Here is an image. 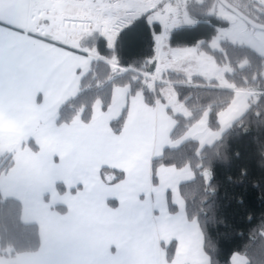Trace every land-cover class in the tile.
Wrapping results in <instances>:
<instances>
[{
	"label": "trees",
	"instance_id": "1",
	"mask_svg": "<svg viewBox=\"0 0 264 264\" xmlns=\"http://www.w3.org/2000/svg\"><path fill=\"white\" fill-rule=\"evenodd\" d=\"M227 1L252 20L264 24V10H260L264 7L250 0ZM215 2L186 0L185 13L192 23L176 24L169 29L167 46L177 51L197 47L213 54L218 63L227 62L232 72L226 73L225 79L231 87H221L200 76L188 79L175 71L161 75L188 111L187 117L173 115L176 123L171 137L181 136L204 110L209 111L210 126L216 127L217 115L230 104L238 89L257 86L263 92L255 101L250 99L245 113L211 145L199 148L197 141L187 140L175 148L166 147L151 161L152 183L156 184V170L161 166L189 167L193 178L179 184V193L186 218L196 220L201 230L209 264H230L234 254L245 257L246 264H264V59L248 47L227 42L222 43V51L210 50L209 43L217 30L228 27L227 21L209 15ZM150 14L141 13L130 31L119 38L114 35L112 46L107 36H98L96 31L81 39L82 48L97 57L81 79L79 92L58 109L55 124H69L79 113L81 121L88 123L98 99L103 110L108 107L113 85H128L131 94L141 91L150 106L156 100L164 102L160 88L165 85L154 89L150 84H140L139 77L132 73L135 70L152 75L156 69L161 26L150 22ZM109 60L114 61V69ZM122 122L123 116L113 122L115 132H120ZM28 144L37 150L32 141ZM12 158V154L0 157V177L11 167ZM204 171L210 174L208 181ZM101 176L104 177L103 172ZM123 177L122 172H116L111 183ZM169 207L174 211L172 205ZM39 247L38 225L22 220L21 202L0 195V256L35 253ZM166 249V259L171 261L174 243Z\"/></svg>",
	"mask_w": 264,
	"mask_h": 264
},
{
	"label": "rangeland",
	"instance_id": "2",
	"mask_svg": "<svg viewBox=\"0 0 264 264\" xmlns=\"http://www.w3.org/2000/svg\"><path fill=\"white\" fill-rule=\"evenodd\" d=\"M188 1L197 2L203 0ZM253 1L264 6V0ZM233 2L236 3L234 0ZM134 3L138 5L134 9L137 14L144 12L151 5L148 0L134 1ZM161 4L163 5L162 2L158 3L157 8H154H159L160 13L163 14L166 7L165 5L162 7ZM260 10L263 11L264 9ZM171 13V10L167 13L169 17L164 18V28L157 36L156 69L153 73L156 75V81L153 80V82L148 78L151 75L145 72L132 70V73L139 77L140 84H150L154 89L157 85H165L160 88V94L164 102L156 100L154 106H150L144 101L141 91L131 94L128 85H113L111 100L105 110L102 109L99 99L94 103L90 120L92 126L82 124L84 122L81 121L80 114H77L71 126L72 128L64 127L62 131L66 137L63 140L65 143L63 150L68 149L66 147H70L73 140L72 148L83 150L81 151L83 158L90 157V160L96 158L95 164H97L104 149L112 150L109 154H114L115 150L119 149H122V151L134 150L135 155L131 159L135 166L133 170L136 168L142 173L141 176L144 179L149 178L151 180L150 155L158 157L165 147L175 148L187 140L197 141L199 148L211 145L220 139L221 135L245 113L250 99L252 101L257 99V95L262 91L256 88L257 86L238 89L235 91L230 104L217 115L218 125L216 127L210 126L209 111L204 110L181 136L171 137V132L176 123L173 115L187 117L188 111L177 101L172 85L166 79H163L161 75L167 71H175L188 79L193 76H200L206 80L215 81L221 87L230 88L231 84L225 79V74L232 72L227 62L220 61L218 63L213 54H209L200 48L196 47L185 51L168 49V23H174L170 30L175 28L174 25L177 23L174 16L170 15ZM154 15L158 19V15ZM209 15H215L228 22V27L219 28L209 43L211 51H222V43L227 42L237 46L248 47L264 59V31L247 25L217 2L213 5ZM97 19L99 18L97 17ZM184 23L186 25L192 23L187 14H185ZM107 39L109 44H112L113 36L107 35ZM113 62L111 60L112 64H114ZM114 67L115 65L113 69ZM120 116H123L120 132H115L113 122L117 121ZM47 126L52 127V123ZM86 131L94 132L95 137L91 141L93 144L84 145L86 141L82 139ZM68 140H70V143L66 144ZM37 142H39L38 139L34 143L37 144ZM51 143L52 150H55V141L51 139L49 144ZM7 146L12 147L11 145ZM20 147V145H17L13 146L12 149H6V144L2 141L0 142V155L7 152V150L13 153V164L10 170L6 171L5 179L0 180V195L3 198L5 196H13L21 202L23 221L38 225L40 247L36 253L32 254L0 256V264H55V224L56 215H62L58 207L59 201L63 199L61 197L62 189L57 187L54 180L50 178L40 181L43 188L30 185L25 177V167L33 161L29 152L31 150H28L27 144L22 149ZM85 149L92 152L90 154L89 152H84ZM41 155L44 157V152ZM127 170L128 172L124 174L122 180L111 183V179L114 177L113 173H108L105 169H92L90 176L84 178V180L88 182L94 178L96 186L93 189H89L84 184L78 199L88 196L87 192L90 190L89 192L95 194L97 202L99 198L117 196L120 202L119 208H121L122 202L126 206L128 200L125 199V196L129 193V190L125 187L127 184L130 186L133 183V175L130 173L133 170L132 168ZM189 171V167L179 171V169L174 167L161 166L156 173L157 183L152 194L156 209L155 221L160 234L159 240L163 244L161 247L164 264H169L166 259V248L171 243H174V251L176 247L175 257L171 264H209V259L202 246L201 230L196 220H188L186 218L183 200L179 193V184L193 178L192 172H190L189 176L187 175ZM102 172L104 175L103 181L106 184L99 182L98 176ZM203 174L205 180L208 181L210 178L209 172L204 171ZM105 178L106 181L104 180ZM125 178H127L126 182L122 183ZM98 183L100 184L99 188ZM68 197L71 198L66 193L65 199ZM169 205L174 207V211L170 210ZM96 212L102 215V209L98 206V203ZM145 221L149 225L147 218H145Z\"/></svg>",
	"mask_w": 264,
	"mask_h": 264
},
{
	"label": "crops",
	"instance_id": "3",
	"mask_svg": "<svg viewBox=\"0 0 264 264\" xmlns=\"http://www.w3.org/2000/svg\"><path fill=\"white\" fill-rule=\"evenodd\" d=\"M134 1L140 0H132V2ZM122 14L123 11L119 14L115 9L111 11L112 17ZM140 14L137 15L139 16ZM105 15L108 14L105 13ZM105 21L109 22L112 20ZM173 24L168 23L167 29H170ZM112 44L110 45L112 46ZM91 54L93 53L82 52L79 59L83 60L84 63L77 68L75 77L71 81L51 89L50 94L40 92L34 97L18 100L14 104L5 106L3 110H0V142L2 141L6 144V149H12L13 146L17 145H20L22 149L27 144L33 158L32 163L25 167V177L30 185L43 188L40 181L50 178L54 180L57 187L62 189L61 197L63 199L58 204L62 215H56L55 224L54 250L56 261L67 258L62 257L58 250L74 248L79 253L84 254L81 258L85 259L105 260L109 258L106 253L113 258L117 257L119 253L121 257L135 260L137 264H164L161 247L163 244L159 240L160 234L155 221L156 209L152 194L156 184L152 183V176L151 180L149 178L144 179L141 176V172L136 170V168L133 170L135 166L131 159L135 155L134 150L122 151V149H119L115 150L114 154H109L112 150L104 149L103 154L97 161V164L99 163L98 166L95 164L96 158L93 160H90V157L83 158L81 154L83 150L72 148L73 140L71 141L72 145L66 147L68 149L63 150V145H65L63 140L66 136L62 130L64 127L70 129L76 117L69 124L57 125L55 124L57 111L65 102L79 92L81 79L91 68ZM108 63L112 64L110 60ZM49 123H52V127L47 126ZM82 124L92 126L91 121ZM93 133L92 131L85 132L82 139L86 141L84 145L93 144L91 143L95 137ZM36 139L39 140L37 144L34 143ZM51 139L55 141V150L51 148L52 143L49 144ZM29 141H32L37 146V150H33L28 144ZM69 143L70 140L66 142V144ZM9 151L7 150L0 157L7 154H12L13 156V153ZM43 152L44 157L41 155ZM84 152H89L90 154L92 151L85 149ZM155 157V155L149 156L150 169L151 161ZM96 168L105 169L106 172L113 173L114 177L116 172L125 174L128 172L127 169L132 168L133 172L130 170V173L133 175V183L130 186L127 184L125 187L129 190V193L125 196V199L128 200L125 207L129 209L131 216L141 225L140 230L134 234H130L125 218L114 216L109 212V210L115 211L119 209L120 202L117 196L99 198L97 202L95 194L88 190V196L78 199L84 184L89 189H93L96 186L94 178L88 182L84 180V178L90 176V171ZM159 168H157L156 173ZM9 170L10 168L7 172ZM189 170L188 176L190 172L193 174L190 168ZM7 172L4 173L5 175H1V181L5 179ZM98 178L101 184H106L101 175ZM104 180L106 181V178ZM126 180L127 178L122 183L126 182ZM99 186L100 184L98 188ZM66 193L71 198L65 199ZM5 198L15 197L5 196ZM97 203L102 209V215L96 212ZM145 218L149 221V225L146 224ZM175 252L176 247L174 256L171 261H168L169 264L174 260ZM230 264H246V259L241 255L234 254L231 257Z\"/></svg>",
	"mask_w": 264,
	"mask_h": 264
},
{
	"label": "snow or ice",
	"instance_id": "4",
	"mask_svg": "<svg viewBox=\"0 0 264 264\" xmlns=\"http://www.w3.org/2000/svg\"><path fill=\"white\" fill-rule=\"evenodd\" d=\"M132 0H0V110L16 101L34 97L37 93L50 94L58 85L71 81L82 66L80 41L88 33L102 27V21L112 17L115 9L133 13L121 24L113 23L117 37L130 31L136 23ZM107 13L108 15H105ZM97 17L99 19H97ZM109 212L125 218L130 234L141 225L123 205ZM119 247V245H118ZM62 257L55 264H137L121 257L94 260L81 258L74 248H62Z\"/></svg>",
	"mask_w": 264,
	"mask_h": 264
},
{
	"label": "built area",
	"instance_id": "5",
	"mask_svg": "<svg viewBox=\"0 0 264 264\" xmlns=\"http://www.w3.org/2000/svg\"><path fill=\"white\" fill-rule=\"evenodd\" d=\"M160 2H164L165 3V11L163 14L160 13V11H157V15H158V19H156L155 17L151 18L152 22H158L160 25L163 26L164 24V18H166L168 15L167 13L170 12V10L172 11V14L174 16V18L177 20V22H179L180 24H183L184 22V18H185V7H186V0H149V3L151 4L150 6L152 7H156L158 3ZM127 15H133V13H125L123 12V14L121 16H119V19H115L111 22H101L102 23V27H99L98 29H95V31L97 32V34L99 36H104L106 34H113L116 35V32L113 31L112 29V25L113 23L116 24H121V21L126 19ZM136 13L134 12V16L133 18H135ZM122 26V24H121ZM94 31V30H93ZM150 78L152 81H156L155 77H148ZM153 81V82H154Z\"/></svg>",
	"mask_w": 264,
	"mask_h": 264
},
{
	"label": "water",
	"instance_id": "6",
	"mask_svg": "<svg viewBox=\"0 0 264 264\" xmlns=\"http://www.w3.org/2000/svg\"><path fill=\"white\" fill-rule=\"evenodd\" d=\"M216 2L220 4L223 8H225L226 10H228L229 12L237 16L240 20L244 21L247 25L255 29L264 31V24H261V23H258L252 20L251 18L246 16L243 12H241L238 8H236L231 3H229L227 0H216ZM151 12L152 10L148 11V13H151Z\"/></svg>",
	"mask_w": 264,
	"mask_h": 264
},
{
	"label": "flooded vegetation",
	"instance_id": "7",
	"mask_svg": "<svg viewBox=\"0 0 264 264\" xmlns=\"http://www.w3.org/2000/svg\"><path fill=\"white\" fill-rule=\"evenodd\" d=\"M252 2H254V1L252 0ZM254 3H256L258 6L264 7L263 5L258 4L257 2H254Z\"/></svg>",
	"mask_w": 264,
	"mask_h": 264
}]
</instances>
